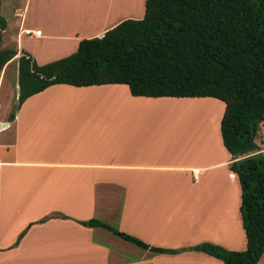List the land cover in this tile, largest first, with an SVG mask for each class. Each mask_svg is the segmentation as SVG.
<instances>
[{
	"label": "crops",
	"instance_id": "obj_1",
	"mask_svg": "<svg viewBox=\"0 0 264 264\" xmlns=\"http://www.w3.org/2000/svg\"><path fill=\"white\" fill-rule=\"evenodd\" d=\"M129 3L126 14L121 0H23L13 8L21 16L8 43L18 55L0 72V86L8 80L19 99L22 51L40 66L66 58L83 40L142 19L146 0ZM210 99L59 84L17 113L0 109V264H224L197 251L155 253L81 224L93 218L153 248L211 243L246 251L242 189L222 119L218 131L209 120L203 133L179 142L167 133L179 122L159 111ZM261 125L256 142L264 152Z\"/></svg>",
	"mask_w": 264,
	"mask_h": 264
},
{
	"label": "trees",
	"instance_id": "obj_2",
	"mask_svg": "<svg viewBox=\"0 0 264 264\" xmlns=\"http://www.w3.org/2000/svg\"><path fill=\"white\" fill-rule=\"evenodd\" d=\"M0 72L18 55L2 49ZM19 106L47 88L126 85L134 97L213 98L225 104L221 136L241 184L246 251L203 243L183 250L153 248L93 218L102 228L155 253L203 252L224 264H262L264 152L256 140L264 122V0H146L142 19H127L77 52L40 66L19 55ZM14 115V114H13Z\"/></svg>",
	"mask_w": 264,
	"mask_h": 264
},
{
	"label": "rangeland",
	"instance_id": "obj_3",
	"mask_svg": "<svg viewBox=\"0 0 264 264\" xmlns=\"http://www.w3.org/2000/svg\"><path fill=\"white\" fill-rule=\"evenodd\" d=\"M23 0H0V16L7 21L8 25V30L7 34L4 35L3 42H2V49L6 48H12V44H8L10 38H12V32L13 29L16 27L17 22L20 21V19L14 18V16H21V15H16L13 10V8H21ZM123 4L126 5L125 13L128 14L130 11V7L128 6V0H121ZM133 4V0H129ZM138 0H135L134 5H137ZM142 3V2H141ZM145 12V10H144ZM143 13V9H142ZM11 45V46H8ZM15 45V44H14ZM16 47V46H15ZM15 68V67H14ZM12 68V69H14ZM16 81V78H15ZM196 102V101H195ZM188 103L186 106H173V107H202L204 110L210 111V113H202V116L198 117H193V123L189 124V117L187 116H182L178 112L182 111H175L171 110L173 107H164L159 110L161 113H167L168 118L166 119L167 123H174L179 122L177 127V132L174 131V128L169 127L168 128V134H172L174 139H177L179 142L182 141L183 138L185 137H191L194 134H199L203 133L206 130V123L211 120L212 123H216L217 126V131H218V124L220 123L222 116L221 114L224 112L223 110L225 109V104L221 101H218L216 99H210L208 101H197L196 103ZM19 106V99L16 96H11V89L9 86V81L6 80L3 85L0 86V109L1 113H6V112H11V113H17V111L20 109L18 108ZM204 110L202 112H204ZM177 113L179 115H177ZM182 116V117H181ZM195 120V121H194ZM183 123V124H182ZM264 123V122H263ZM168 125H173V124H168ZM215 126V127H216ZM262 126V125H261ZM161 129V126H160ZM171 132V133H169ZM215 132V131H214ZM262 133L264 134V130L262 127ZM217 134V133H216ZM178 146V144H177ZM181 149V144L178 146ZM261 263L264 264V257L261 260Z\"/></svg>",
	"mask_w": 264,
	"mask_h": 264
},
{
	"label": "bare ground",
	"instance_id": "obj_4",
	"mask_svg": "<svg viewBox=\"0 0 264 264\" xmlns=\"http://www.w3.org/2000/svg\"><path fill=\"white\" fill-rule=\"evenodd\" d=\"M171 110L182 111V112H178V113H180L182 116L189 117V122L188 123L191 124V122L193 121L192 118L193 117L195 118V117H198V116H202L203 115L202 111L204 109L202 107H173V108H171ZM178 113H177V115H179Z\"/></svg>",
	"mask_w": 264,
	"mask_h": 264
},
{
	"label": "built area",
	"instance_id": "obj_5",
	"mask_svg": "<svg viewBox=\"0 0 264 264\" xmlns=\"http://www.w3.org/2000/svg\"><path fill=\"white\" fill-rule=\"evenodd\" d=\"M42 35V31L41 30H39V31H37L36 33H35V36H41Z\"/></svg>",
	"mask_w": 264,
	"mask_h": 264
}]
</instances>
